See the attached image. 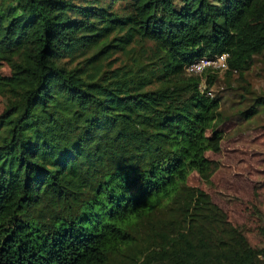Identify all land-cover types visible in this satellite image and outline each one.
<instances>
[{
  "label": "trees",
  "instance_id": "1",
  "mask_svg": "<svg viewBox=\"0 0 264 264\" xmlns=\"http://www.w3.org/2000/svg\"><path fill=\"white\" fill-rule=\"evenodd\" d=\"M223 53L264 57V0H0V264H264L188 184L225 118L186 68Z\"/></svg>",
  "mask_w": 264,
  "mask_h": 264
},
{
  "label": "rangeland",
  "instance_id": "2",
  "mask_svg": "<svg viewBox=\"0 0 264 264\" xmlns=\"http://www.w3.org/2000/svg\"><path fill=\"white\" fill-rule=\"evenodd\" d=\"M1 71L9 73L5 64ZM246 84L251 90L248 94L239 88ZM210 87L213 95L223 96L220 113L225 119L218 126L222 132L220 148L207 152L218 167L207 179L192 172L188 184L204 190L248 244L260 249L264 247V108L249 120L240 119L237 113L250 103L241 101L240 93L246 97L264 95V57L259 56L243 78L219 71ZM5 105L6 98L0 93V112Z\"/></svg>",
  "mask_w": 264,
  "mask_h": 264
},
{
  "label": "built area",
  "instance_id": "3",
  "mask_svg": "<svg viewBox=\"0 0 264 264\" xmlns=\"http://www.w3.org/2000/svg\"><path fill=\"white\" fill-rule=\"evenodd\" d=\"M227 54L223 53L220 55H217L213 58H201L193 63H191L189 66H187L186 70L189 73L193 74H201L206 69H211L213 71H224L227 69ZM199 87L201 89L205 88V81L202 80ZM209 94L211 95V92L209 91Z\"/></svg>",
  "mask_w": 264,
  "mask_h": 264
}]
</instances>
